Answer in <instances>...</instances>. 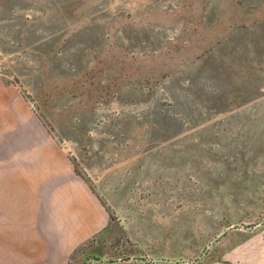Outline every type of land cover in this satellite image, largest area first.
<instances>
[{"label":"rangeland","instance_id":"1","mask_svg":"<svg viewBox=\"0 0 264 264\" xmlns=\"http://www.w3.org/2000/svg\"><path fill=\"white\" fill-rule=\"evenodd\" d=\"M0 80L110 214L69 264H231L263 234L264 0H0Z\"/></svg>","mask_w":264,"mask_h":264},{"label":"crops","instance_id":"2","mask_svg":"<svg viewBox=\"0 0 264 264\" xmlns=\"http://www.w3.org/2000/svg\"><path fill=\"white\" fill-rule=\"evenodd\" d=\"M11 123L18 132L0 135V150L8 152L0 156V264H69L79 246L105 232L110 214L23 98L0 80V126ZM234 247L231 264H264V232Z\"/></svg>","mask_w":264,"mask_h":264},{"label":"trees","instance_id":"3","mask_svg":"<svg viewBox=\"0 0 264 264\" xmlns=\"http://www.w3.org/2000/svg\"><path fill=\"white\" fill-rule=\"evenodd\" d=\"M96 237V236H95ZM80 246L75 250V252L73 253V255L71 256V258L79 251Z\"/></svg>","mask_w":264,"mask_h":264}]
</instances>
